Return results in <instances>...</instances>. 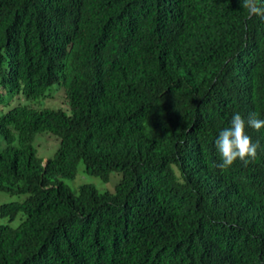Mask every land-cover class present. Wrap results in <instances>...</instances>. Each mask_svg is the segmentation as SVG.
<instances>
[{
	"label": "trees",
	"instance_id": "obj_1",
	"mask_svg": "<svg viewBox=\"0 0 264 264\" xmlns=\"http://www.w3.org/2000/svg\"><path fill=\"white\" fill-rule=\"evenodd\" d=\"M236 113L264 119L242 0H0V264H264V128L212 166Z\"/></svg>",
	"mask_w": 264,
	"mask_h": 264
},
{
	"label": "clouds",
	"instance_id": "obj_2",
	"mask_svg": "<svg viewBox=\"0 0 264 264\" xmlns=\"http://www.w3.org/2000/svg\"><path fill=\"white\" fill-rule=\"evenodd\" d=\"M242 7L247 10L249 16L264 19V6L260 4V0H242ZM246 127L259 131L264 128V119H258L253 113L245 121L239 113L234 114L230 126L221 130L215 140L221 163H214L213 167L227 169L237 160L247 165L256 159L260 145L259 142H252L251 137L246 134Z\"/></svg>",
	"mask_w": 264,
	"mask_h": 264
},
{
	"label": "rangeland",
	"instance_id": "obj_3",
	"mask_svg": "<svg viewBox=\"0 0 264 264\" xmlns=\"http://www.w3.org/2000/svg\"><path fill=\"white\" fill-rule=\"evenodd\" d=\"M44 103L46 107H52V108H64V101H63V96L62 93L59 91H55L52 93L50 97H48ZM37 150L38 153L44 156L49 155V153L52 152V150L55 147V142L51 138H46L44 137L41 141H38L37 143ZM4 143L0 138V148L3 147ZM45 159L43 160V162ZM82 166L81 164L79 165L77 175L72 181H66V184L70 188H77L79 185L82 184H93L99 191H110L112 187L115 185V183L118 181L120 175L119 174H111L109 177V180L106 183H103L99 181V179L88 176L84 173H82ZM72 188V189H73ZM22 197L16 196V195H10L4 192H0V205L10 203V202H15V201H21ZM22 219V215L19 214L13 222L10 223L11 227H15L20 220ZM5 220L0 219V224L4 223Z\"/></svg>",
	"mask_w": 264,
	"mask_h": 264
}]
</instances>
